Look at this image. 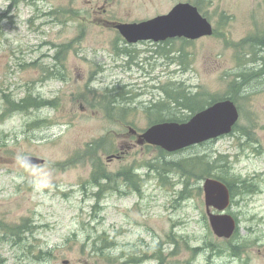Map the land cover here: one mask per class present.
I'll list each match as a JSON object with an SVG mask.
<instances>
[{
    "label": "rangeland",
    "instance_id": "rangeland-1",
    "mask_svg": "<svg viewBox=\"0 0 264 264\" xmlns=\"http://www.w3.org/2000/svg\"><path fill=\"white\" fill-rule=\"evenodd\" d=\"M15 1L0 0V264H264V0ZM179 2L212 35L129 43L109 25ZM177 90L231 99L232 131L174 152L138 144L129 127L196 113L171 103ZM28 96L44 105L8 103ZM192 157L210 175L177 166ZM216 174L233 185L229 239L206 214Z\"/></svg>",
    "mask_w": 264,
    "mask_h": 264
},
{
    "label": "water",
    "instance_id": "water-1",
    "mask_svg": "<svg viewBox=\"0 0 264 264\" xmlns=\"http://www.w3.org/2000/svg\"><path fill=\"white\" fill-rule=\"evenodd\" d=\"M113 26L129 43L142 40L160 42L172 38L195 40L214 32L211 22L189 2H179L165 14L139 22H117ZM238 118L239 111L235 103L224 98L197 111L186 122L164 121L151 125L142 133L131 127L129 131L137 136L138 144L147 143L174 152L230 133ZM43 162L44 159L35 156L22 158L25 166ZM202 187L206 214L213 234L218 238H231L237 223L226 212L231 203L228 186L217 178H205ZM212 208L218 212L212 211ZM64 263L67 264L68 261Z\"/></svg>",
    "mask_w": 264,
    "mask_h": 264
},
{
    "label": "trees",
    "instance_id": "trees-1",
    "mask_svg": "<svg viewBox=\"0 0 264 264\" xmlns=\"http://www.w3.org/2000/svg\"><path fill=\"white\" fill-rule=\"evenodd\" d=\"M19 1H24V0H17L15 2L17 3ZM172 95L173 96H172L171 103H173L174 105H176L180 108H183L185 110L190 111V113H195V112L205 108V105L201 101L199 93L189 94V93L185 92L184 90H177ZM221 99H224V98H218V99L213 98L212 101L207 103L206 105H210V104L214 103L215 101H218ZM8 103L17 109H23V110H26L32 106L40 107V106L44 105V104H40L41 101L39 103L38 99L33 98L31 96H28L27 98L21 100L18 103L10 102V101H8ZM39 104H40V106H39ZM165 104H166V102L160 101L157 104L153 105L152 108L159 110ZM162 120H168V119H158L156 121H162ZM169 120L178 121L176 119H169ZM179 121H181V120H179ZM177 166L180 167L184 172H186L189 175H192V176L196 175L197 178H203L205 176L210 175V173H211L207 170V167L211 166V162H209L207 160H202L201 157H195V158L192 157V158L186 159L185 165H179L178 164ZM223 168H225V166H223ZM215 177H217L219 180L225 182L226 185L228 186L229 190L231 191V193L233 192L232 182L228 181L221 174H216ZM109 245H111V244L108 243L106 246H100L99 248L96 249V252L100 253V255H103L105 258L109 259L110 258L109 254L105 251L109 247Z\"/></svg>",
    "mask_w": 264,
    "mask_h": 264
},
{
    "label": "flooded vegetation",
    "instance_id": "flooded-vegetation-1",
    "mask_svg": "<svg viewBox=\"0 0 264 264\" xmlns=\"http://www.w3.org/2000/svg\"><path fill=\"white\" fill-rule=\"evenodd\" d=\"M109 25H111L112 27H114V26H113V22H109Z\"/></svg>",
    "mask_w": 264,
    "mask_h": 264
},
{
    "label": "bare ground",
    "instance_id": "bare-ground-1",
    "mask_svg": "<svg viewBox=\"0 0 264 264\" xmlns=\"http://www.w3.org/2000/svg\"><path fill=\"white\" fill-rule=\"evenodd\" d=\"M168 83V82H167Z\"/></svg>",
    "mask_w": 264,
    "mask_h": 264
}]
</instances>
